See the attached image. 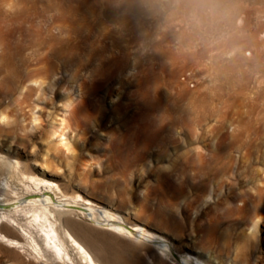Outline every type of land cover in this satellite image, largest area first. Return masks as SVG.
Here are the masks:
<instances>
[{"label": "rangeland", "instance_id": "rangeland-1", "mask_svg": "<svg viewBox=\"0 0 264 264\" xmlns=\"http://www.w3.org/2000/svg\"><path fill=\"white\" fill-rule=\"evenodd\" d=\"M177 1L152 0L145 8L161 11L163 18L176 14L171 20L174 30L163 27L164 31L150 34L152 41L142 37L129 45L138 33H117L126 40L117 47L110 38L103 43L91 42L84 29L74 30V25L63 24L62 19L53 23L51 19L41 20L39 12L46 9L47 0H28L32 27L26 41V54L31 58L26 73L14 56L19 40L0 32V116L7 117L0 120V152L20 161L23 172L56 180L68 196L79 193L120 215L129 226L141 224L163 235L176 258L189 253L206 264H264V207L253 211L257 201L252 200L246 213L230 214L225 209L233 206L232 196L238 193L259 190L264 194L258 187L264 186V141L243 175L254 173L259 179L242 184L239 178L225 177L238 188L223 199L215 190L218 184L205 194L198 193L192 181L174 170L184 169L185 158L201 161L197 152L213 154L219 128L232 131L245 124L252 128L253 122L264 117V4L234 1L232 6L241 10L228 14L229 6L219 10L222 17L198 4L178 7ZM16 2L11 8L15 12L20 8ZM51 14L54 12L47 13ZM228 16L229 24L222 20ZM240 18H246L247 27L237 25ZM62 24L68 29L67 35L57 41L56 27ZM48 28L50 33H44ZM92 36L102 38L98 33ZM163 36L188 41L161 43ZM53 48L61 51V58L51 55ZM96 52L102 56L90 59ZM133 65L132 84L122 83ZM44 79L41 86L35 82ZM119 85L122 92L117 99L113 89ZM166 91L173 98L168 97L162 110L171 109L173 118H163L162 111L149 115L142 109L141 105L156 95L163 98ZM183 95L192 106L184 116L179 113ZM257 97L260 103L254 109L250 103L244 104V112L240 116L236 113L241 98L256 102ZM202 99H207L206 104L193 109ZM170 125L175 129L166 143L162 136ZM228 144L226 139L216 152L223 154ZM243 152L245 148L232 151L234 165ZM12 184L18 192L23 191L18 179ZM70 217L79 224L83 233L78 237L99 264H173L150 244L104 230L78 215ZM11 218L18 219L43 245L37 223H30L22 212ZM14 227L4 223L2 231L10 238L26 241ZM30 250L0 241V264H66L50 250L49 262ZM72 254L71 264H84L75 252Z\"/></svg>", "mask_w": 264, "mask_h": 264}, {"label": "bare ground", "instance_id": "bare-ground-1", "mask_svg": "<svg viewBox=\"0 0 264 264\" xmlns=\"http://www.w3.org/2000/svg\"><path fill=\"white\" fill-rule=\"evenodd\" d=\"M18 1L19 4L17 5L20 8L15 12L14 10H11V8L17 3L16 0H0V32L7 33L10 38H17L19 40L20 45L18 50L14 53V56L23 67L22 71L26 73V69L31 61L30 56H28L29 54H26V50L28 49L26 41L29 30L32 27V24L30 23L32 21L28 13L30 8L26 4L28 0ZM234 1L246 0H178L177 4H179L177 6L182 7L187 3L198 4V6L202 5L203 8L209 7L211 9L210 14L215 15L217 13L220 14L219 10H224L229 6H232ZM255 1H260L264 4V0ZM151 4L152 0H47L45 5L47 10L42 8V11L39 12V17L41 20L44 18L46 21H49L50 19V21H52L56 18L62 19L63 24L68 22L71 25H74L72 26L74 30L76 28L80 30L84 29L82 31H85L87 38L91 42L103 43L105 38H110L114 40L115 46L122 47V43L126 40L122 37L116 36L117 33H124L126 31H132L134 34L138 33V36L135 35L133 39H130L128 43L129 45L139 41L142 37L143 39H149L152 41L153 36H150V34L155 33L159 29L164 31L162 29L163 27H168V31L174 30L175 24L171 22V20L175 19L176 14H172L171 17L163 18L161 16V11L155 10L154 12L152 10L150 11L145 9ZM241 8L242 7L236 8L232 6L230 9L231 11L228 14H235L236 12H239ZM52 11L54 14H51V16L47 15V13H51ZM221 16L223 17V15ZM150 17H154V20H150ZM41 20L39 21L42 22ZM222 20H226L225 23H230L229 16L222 18ZM182 23L183 20H180L179 24L182 25ZM63 24L56 27L59 30V33L55 36L57 41L60 40L61 37L67 35L66 33L68 29L66 25ZM237 25L242 29L245 28V26L247 27L246 18H240ZM50 31L51 30L48 28V30H44V33H50ZM93 33H98L102 36V38L93 39ZM175 39H179V41L183 44L188 41L186 38L163 36L161 37L160 42L170 43L174 42ZM106 48L107 47L103 45V49L106 50ZM50 53L53 57L61 58L62 56L59 49L53 48ZM98 55L100 57L102 56L101 53L98 54L96 52L91 54L89 58L93 59L98 57ZM135 68V65H133V68H131L125 77L126 81H122V83L126 82V84H132L130 76L133 73L132 70ZM35 82L40 83L41 86L46 82V80H35ZM113 92H115L114 97L119 99L122 92V86H116L113 89ZM94 94L95 91L91 92L88 97V101L91 102V96ZM164 96L166 99H164ZM168 97L173 98V95L171 92L168 94L166 91L163 94V98L161 96L157 98V95L155 98L150 97L151 99L147 103L145 102L146 104L144 103V105H141V107L142 109L144 108L148 111L149 115L156 112L161 113V111L163 113L162 109L164 105L166 106V100H168ZM186 98V95H183L180 100L181 104L179 113L182 116L187 115V113L192 110V106L189 105ZM199 100L196 102L198 105H194L193 109L197 110V107L200 108L207 102V99H202L201 101ZM240 101L241 102L238 105L239 107L236 110V113L239 116L244 112L242 110V106L244 104L250 103L251 108L253 107L254 109L255 106L260 103L259 97L256 98V102L248 98L247 100L241 98ZM135 104L140 105V102H136ZM262 110H264V108ZM164 116L173 118L171 109L166 110L162 117L164 118ZM5 117V115H1L0 120L4 121ZM248 126L249 125L247 124H245V126H236L232 131L225 126L219 128V135L215 138L213 145L215 149H213L215 151L213 154L203 156L202 153L197 152V157L201 160L199 162L194 159L189 161L184 157L187 160H185L187 163L185 164L184 169L181 171L179 167L174 170L183 174L186 178L185 180L192 181L195 188L198 190V193L200 191L202 194H205L210 191V186L218 184V187L216 186L215 190L219 192L218 196L222 199L224 196H230L235 193V190L238 188V185L234 186L228 183L225 177L233 176L239 178L242 184L258 180V174L252 173L249 177L243 175L246 172L245 169H249L252 165V158L257 155L262 146L261 142L264 141V117L258 119L255 123L253 122L252 128ZM174 129V125L169 128L167 127V129L165 128L167 133L162 136L163 142H170L169 140L172 138L171 136ZM157 131L155 130L154 132ZM253 135H255V138ZM247 138L251 140L247 141ZM226 139H229V144L226 146L228 147L226 152L224 151L223 154L216 152L220 147L222 148ZM258 139L261 141L258 142ZM163 142L161 143L163 144ZM243 148H245V152H243L241 159H239V163L237 159L234 165L232 151H239ZM167 153L168 151H166V154ZM242 162L243 165H241ZM21 167L22 164L20 161L12 160L0 152V205L6 206L0 207V241L4 242L6 245L8 244L12 247L18 248L28 247L40 260L44 262L50 261L48 256V251L50 250L53 253V256L62 261V263L71 264L70 261L73 260L72 252H75L80 257L82 263L99 264L98 258H96L88 246H86L85 243H83L78 237V233L82 234L83 232H80L79 224L74 222L71 217L69 218V215L75 214L79 217L88 219L90 223L104 230L122 235L127 239L129 238V240H134V242L139 241L150 244L158 250L164 258L171 261L173 264H206L201 258L189 253L184 256H180V258H176L177 255L173 253L171 245L163 235L152 231L141 224L129 226L130 224L128 225V222L126 223L120 215L108 210L104 206L84 197L79 193L75 196H68L63 192L60 184L56 180L50 179L43 174H27L22 171ZM240 167L243 168L241 171ZM174 172L172 171V174ZM180 176L182 178V175ZM14 179H18L23 185V191L18 192L16 188L13 187L12 182ZM258 187L259 189L264 190V186L258 185ZM258 191L259 190L255 193L246 191L244 193H238L237 196H232L234 201L231 203L233 206L225 209H227V212L230 214L234 212L246 213L249 206H251V201L254 200L257 202L254 203V207H251L253 211L262 210L264 207V194H260ZM238 199L240 202L239 204H236L237 202L235 201ZM20 212L27 216L30 223L35 222L38 224L43 245L40 244L39 239L37 240L33 233L28 231L18 219L11 218L12 214H18ZM4 223H9L18 228L21 235L26 237V241H21L22 238L20 237V240H18L16 238H10L6 235L2 231V225ZM86 228L88 227L86 226ZM116 264L128 263L117 261Z\"/></svg>", "mask_w": 264, "mask_h": 264}, {"label": "water", "instance_id": "water-1", "mask_svg": "<svg viewBox=\"0 0 264 264\" xmlns=\"http://www.w3.org/2000/svg\"><path fill=\"white\" fill-rule=\"evenodd\" d=\"M0 207H6V206H4V205H0Z\"/></svg>", "mask_w": 264, "mask_h": 264}, {"label": "snow or ice", "instance_id": "snow-or-ice-1", "mask_svg": "<svg viewBox=\"0 0 264 264\" xmlns=\"http://www.w3.org/2000/svg\"><path fill=\"white\" fill-rule=\"evenodd\" d=\"M34 123H38V121H34Z\"/></svg>", "mask_w": 264, "mask_h": 264}, {"label": "clouds", "instance_id": "clouds-1", "mask_svg": "<svg viewBox=\"0 0 264 264\" xmlns=\"http://www.w3.org/2000/svg\"><path fill=\"white\" fill-rule=\"evenodd\" d=\"M4 119L7 120V117H5Z\"/></svg>", "mask_w": 264, "mask_h": 264}]
</instances>
